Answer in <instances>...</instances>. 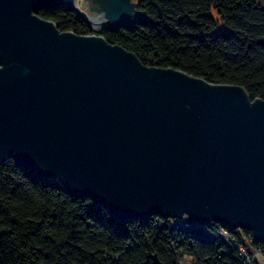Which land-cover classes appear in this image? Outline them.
I'll use <instances>...</instances> for the list:
<instances>
[{
    "label": "water",
    "instance_id": "water-1",
    "mask_svg": "<svg viewBox=\"0 0 264 264\" xmlns=\"http://www.w3.org/2000/svg\"><path fill=\"white\" fill-rule=\"evenodd\" d=\"M60 9L95 35L37 16ZM144 21L135 0H0V165L122 223L184 217L264 245V101L144 66L101 37Z\"/></svg>",
    "mask_w": 264,
    "mask_h": 264
},
{
    "label": "trees",
    "instance_id": "trees-1",
    "mask_svg": "<svg viewBox=\"0 0 264 264\" xmlns=\"http://www.w3.org/2000/svg\"><path fill=\"white\" fill-rule=\"evenodd\" d=\"M147 21L103 31L147 67L173 69L213 85L238 86L264 101V4L258 0H135ZM214 11V13L212 12ZM37 16L78 36L95 32L66 9ZM226 229L154 215L119 222L91 200L15 164L0 165V264H243ZM257 246V245H253Z\"/></svg>",
    "mask_w": 264,
    "mask_h": 264
},
{
    "label": "built area",
    "instance_id": "built-area-1",
    "mask_svg": "<svg viewBox=\"0 0 264 264\" xmlns=\"http://www.w3.org/2000/svg\"><path fill=\"white\" fill-rule=\"evenodd\" d=\"M179 221L181 224H187L184 217L180 219H173ZM220 236L227 241H231L233 246L237 249L238 254L243 259V264H264V245L253 246L251 237L245 235L240 237V240L234 237L226 229L220 231Z\"/></svg>",
    "mask_w": 264,
    "mask_h": 264
},
{
    "label": "rangeland",
    "instance_id": "rangeland-1",
    "mask_svg": "<svg viewBox=\"0 0 264 264\" xmlns=\"http://www.w3.org/2000/svg\"><path fill=\"white\" fill-rule=\"evenodd\" d=\"M259 2H261L262 4H264V0H258ZM78 4H81V0H78ZM214 13V11H212ZM215 14V13H214ZM88 25V23H86ZM90 27V25H88ZM181 264H189V259L188 258H184L181 262Z\"/></svg>",
    "mask_w": 264,
    "mask_h": 264
},
{
    "label": "bare ground",
    "instance_id": "bare-ground-1",
    "mask_svg": "<svg viewBox=\"0 0 264 264\" xmlns=\"http://www.w3.org/2000/svg\"><path fill=\"white\" fill-rule=\"evenodd\" d=\"M88 23V22H87Z\"/></svg>",
    "mask_w": 264,
    "mask_h": 264
}]
</instances>
